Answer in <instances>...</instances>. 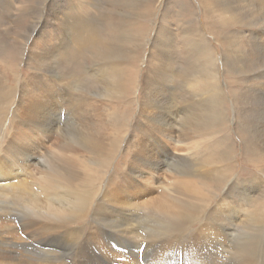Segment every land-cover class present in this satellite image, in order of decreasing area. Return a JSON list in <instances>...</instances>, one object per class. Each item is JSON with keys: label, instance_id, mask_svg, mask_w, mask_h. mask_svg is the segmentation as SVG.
Returning <instances> with one entry per match:
<instances>
[{"label": "bare ground", "instance_id": "bare-ground-1", "mask_svg": "<svg viewBox=\"0 0 264 264\" xmlns=\"http://www.w3.org/2000/svg\"><path fill=\"white\" fill-rule=\"evenodd\" d=\"M238 1L248 7L238 22L255 29L241 40L242 47L230 49L231 37H221L220 63L232 50L236 56L230 61L239 71L249 68L244 60L252 56L260 73L251 74L258 80L254 85L232 92L229 105L215 51L198 24L182 27L184 36L175 42L164 26L169 23H162L139 78L138 66L132 70L139 110L124 122L101 104L121 94L123 66L105 57L93 63L85 73L94 81L89 91L55 67L66 50L97 45L89 24L69 21L76 7H61L58 23L64 31L45 53L34 55L41 64L47 58V65L35 68L25 91L20 78L16 81L19 91L10 93L13 108L5 113L9 93L0 67V264H264V207L246 212L253 202L248 195L262 186L255 175L229 180L197 228L188 227L203 211L194 204L196 176L218 171L215 150L203 142L206 135L235 124L248 131L250 144L264 156V1ZM83 8L78 14H87ZM183 84L187 91L179 92ZM197 119L206 135L198 133ZM119 131H129L121 146ZM122 147L128 158L109 172L108 152ZM170 148L184 153L175 155ZM160 169L173 172L177 182L168 184V191L157 185L156 198L146 204L151 185L142 179L148 173L156 178Z\"/></svg>", "mask_w": 264, "mask_h": 264}, {"label": "rangeland", "instance_id": "rangeland-1", "mask_svg": "<svg viewBox=\"0 0 264 264\" xmlns=\"http://www.w3.org/2000/svg\"><path fill=\"white\" fill-rule=\"evenodd\" d=\"M245 4V2H236V0L233 1V4L230 3V0H0V67L8 85L7 92L14 95L16 90L25 91L30 86L29 78H31L30 76L35 68L39 64L38 68H43L47 65V58L44 57L41 64V58L37 61L34 55L45 53L46 46L47 49L49 47V41L53 43L54 36L64 31L58 23L60 9L64 6L65 10L76 7L77 10L71 14V17H69L71 20L69 21H77L85 25L89 24L92 31H96V35L93 37L97 45L93 49L90 47L66 50L61 53L63 55L60 56L61 64L56 63L55 67L58 65L57 68L63 73L62 76L64 75L67 81L77 83V86L79 85L82 89L89 91L93 89L94 81L91 76V78L86 77L85 73L92 67L93 63L105 57L113 60L119 66H123L125 70L121 72H124L123 76L126 80L125 85L118 89L121 94L117 91L108 101L101 103L102 106L109 107V111L114 110L121 118V122L129 118L135 119L138 115V95L135 93L137 89L134 88L135 74L132 70L138 66L137 76L139 78L140 70L145 67V59L154 41V34L157 33V30L161 28L162 23L165 21L169 24L164 23V26L167 25L172 29V34L169 36L175 42H180L184 36L181 30L184 26L198 27V24V29H201L203 33L205 32L204 34L209 41L211 50L215 51L218 59L215 57V62L218 65L217 70L221 76L219 81L221 86L225 88L226 101L229 105L235 100L234 98L232 99V92L243 88L245 90L254 85L253 83L258 80L251 79V74L255 73V71L260 73V70H255L252 67L254 65L252 56H247L244 60L245 65H248L249 68L239 71L235 63L231 62L236 56L232 50L229 60L227 59V62L220 63V61L225 59L219 43L221 37H231L229 42L230 49L238 45L242 47V39L247 41L249 31L255 29V27L249 28V22L243 19L238 22L239 14L240 16H245L244 9H248L247 6L241 8ZM80 6L81 8L85 7L83 9L87 11V14H83V12L78 14ZM52 9L55 10L52 11ZM89 13H97L98 15L92 16ZM97 39H99L98 42ZM172 44L173 42H170L171 48ZM242 49L239 48L240 51ZM260 65L258 63V66ZM17 76L18 78L16 79ZM19 78L20 88L19 83H16ZM259 81H261V77ZM180 87L182 89L180 88L179 92L187 91L184 84ZM9 94L4 104L6 108H3V113L7 111V108L10 110L13 108V106H10V100L13 96ZM228 107L230 109V106ZM157 111V116L159 117V112L161 111L160 109H157ZM9 116L10 114H8V118ZM228 117L229 119L232 118V114L230 113ZM197 121L200 123V125L196 126L199 129L198 133L203 135L204 130L206 135L207 132L201 126V120L197 119ZM229 126L230 128L224 129L221 134L206 135L203 139V142L206 139L208 140V148L210 150H215L213 155L216 156L218 161L213 162L217 165L218 171L211 175L196 176L194 184L191 186L192 193L195 195L196 192L194 204L195 206H201L200 210L203 208V211L199 210L200 212L196 215L197 219L195 218L191 222L192 224L188 225L189 228L191 227L190 229L197 228L200 223L199 220L201 221L207 209H211L218 196L221 195V189L225 188L228 181L235 179V177L241 180L255 175L256 177L254 178L262 184L258 191H255L257 185L249 187V189L255 191L248 195L253 199L254 203L251 202L250 205H246V212H250L253 207L259 208L257 211L260 212L264 207V156L258 150H254L250 144L248 131L240 130L235 124H229ZM5 128V125L1 127L3 132L6 131ZM7 133L5 134V140H8V136H11V131H9V134ZM128 135L129 131L118 132V136L121 137L120 146ZM217 135H221V138H223L222 144L216 143ZM14 141L19 144L16 136ZM51 142L44 143V148L48 149ZM170 151L175 155L184 153L179 149L170 148ZM111 154H113V163L108 169L109 172L113 170L114 164L115 166H121L122 162L128 158L127 152H124L123 147L118 151L110 150L108 155ZM30 168H35V166L31 165ZM149 175L150 173L146 174V177L142 179V182L151 185V190L147 193L148 196L144 201L146 204L156 198L157 189L155 187L157 185L164 190L171 187L168 184L175 186L177 182L174 173L165 171V169L157 171L155 174L157 175L156 178L153 176L149 178ZM168 190L170 189L166 191ZM204 210L205 213L203 215ZM146 223L147 225L150 224L147 221ZM83 230L86 231L87 228H83Z\"/></svg>", "mask_w": 264, "mask_h": 264}]
</instances>
